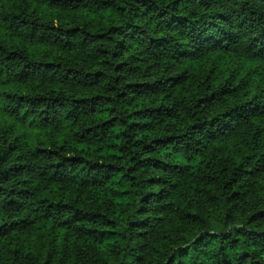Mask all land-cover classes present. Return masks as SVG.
<instances>
[{
	"label": "trees",
	"instance_id": "trees-1",
	"mask_svg": "<svg viewBox=\"0 0 264 264\" xmlns=\"http://www.w3.org/2000/svg\"><path fill=\"white\" fill-rule=\"evenodd\" d=\"M0 264H264V0H0Z\"/></svg>",
	"mask_w": 264,
	"mask_h": 264
}]
</instances>
